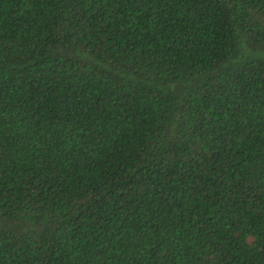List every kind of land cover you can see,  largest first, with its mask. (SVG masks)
I'll use <instances>...</instances> for the list:
<instances>
[{
  "label": "trees",
  "instance_id": "trees-1",
  "mask_svg": "<svg viewBox=\"0 0 264 264\" xmlns=\"http://www.w3.org/2000/svg\"><path fill=\"white\" fill-rule=\"evenodd\" d=\"M0 264H264V0H0Z\"/></svg>",
  "mask_w": 264,
  "mask_h": 264
}]
</instances>
